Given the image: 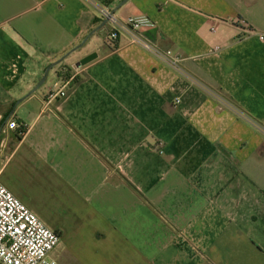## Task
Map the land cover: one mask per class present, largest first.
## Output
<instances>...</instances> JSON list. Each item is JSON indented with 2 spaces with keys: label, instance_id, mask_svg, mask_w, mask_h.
<instances>
[{
  "label": "crops",
  "instance_id": "1",
  "mask_svg": "<svg viewBox=\"0 0 264 264\" xmlns=\"http://www.w3.org/2000/svg\"><path fill=\"white\" fill-rule=\"evenodd\" d=\"M122 1L0 0L2 183L59 233V264H264V0L116 11L178 67L108 23L84 43Z\"/></svg>",
  "mask_w": 264,
  "mask_h": 264
},
{
  "label": "built area",
  "instance_id": "2",
  "mask_svg": "<svg viewBox=\"0 0 264 264\" xmlns=\"http://www.w3.org/2000/svg\"><path fill=\"white\" fill-rule=\"evenodd\" d=\"M99 11L101 17L108 20L111 26L107 35L108 43L114 44L122 33L130 32L135 43L155 53L170 65L178 67L181 60L174 57L171 51H161L140 37V29L152 25L148 18L130 17L122 21L116 15H112V11L106 7H101ZM216 29L214 27L212 31L215 32ZM262 39L264 40V37ZM76 81L77 74L68 75L66 73L63 86L58 90L49 91L46 104L50 105L67 98ZM8 128L20 130L24 126L12 121ZM60 241L59 233L48 228L32 210L4 186L0 179V263L59 264L50 255L58 247Z\"/></svg>",
  "mask_w": 264,
  "mask_h": 264
},
{
  "label": "water",
  "instance_id": "3",
  "mask_svg": "<svg viewBox=\"0 0 264 264\" xmlns=\"http://www.w3.org/2000/svg\"><path fill=\"white\" fill-rule=\"evenodd\" d=\"M129 0H123L119 5H118V7L114 10V11H112V15H115L116 14V11L119 9V8H121L123 5H125L127 2H128ZM108 23V20H104L103 21V23L97 28V29H95L94 31H92L89 35H88V37L85 39V41H84V43L85 42H87L88 40H89V38L90 37H92L97 31H99L100 29H102L106 24ZM63 59H65V57H63ZM62 59V60H63ZM61 60V61H62ZM61 61H58V62H56V63H53V64H51L48 68H47V70H46V72H45V74H44V76H43V78L41 79V81L38 83V85L31 91V93L30 94H33L34 92H36L45 82H46V80H47V78H48V76H49V73H50V71H51V69H53L55 66H57ZM21 101H18V103L17 104H19ZM3 128H4V125H2L1 127H0V134H1V132L3 131Z\"/></svg>",
  "mask_w": 264,
  "mask_h": 264
},
{
  "label": "trees",
  "instance_id": "4",
  "mask_svg": "<svg viewBox=\"0 0 264 264\" xmlns=\"http://www.w3.org/2000/svg\"><path fill=\"white\" fill-rule=\"evenodd\" d=\"M3 125V124H2ZM26 129L25 128H22L20 130H17V135L19 138H21L22 136H24L26 134ZM1 264V263H0Z\"/></svg>",
  "mask_w": 264,
  "mask_h": 264
},
{
  "label": "rangeland",
  "instance_id": "5",
  "mask_svg": "<svg viewBox=\"0 0 264 264\" xmlns=\"http://www.w3.org/2000/svg\"><path fill=\"white\" fill-rule=\"evenodd\" d=\"M54 74H52L51 76L53 77Z\"/></svg>",
  "mask_w": 264,
  "mask_h": 264
}]
</instances>
